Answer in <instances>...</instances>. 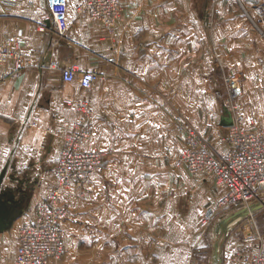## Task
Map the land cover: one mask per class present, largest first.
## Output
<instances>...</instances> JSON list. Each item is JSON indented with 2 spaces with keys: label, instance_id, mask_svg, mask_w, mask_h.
<instances>
[{
  "label": "crops",
  "instance_id": "1",
  "mask_svg": "<svg viewBox=\"0 0 264 264\" xmlns=\"http://www.w3.org/2000/svg\"><path fill=\"white\" fill-rule=\"evenodd\" d=\"M79 2L0 0V42L20 31L27 62L0 84V240L14 239L8 252L0 244V264L14 259L20 227L55 183L63 137L78 117L66 98L91 100L86 147L114 154L82 195L66 194V252L50 264H216L224 213L207 232L200 223L222 190L212 176L175 166L185 140L174 118L184 114L220 153L230 148L220 65L240 74L245 113L264 126V0H123L113 32L79 15ZM71 65L98 68L101 77L90 90L66 82L62 70ZM236 231L224 236L227 259L258 243Z\"/></svg>",
  "mask_w": 264,
  "mask_h": 264
},
{
  "label": "built area",
  "instance_id": "2",
  "mask_svg": "<svg viewBox=\"0 0 264 264\" xmlns=\"http://www.w3.org/2000/svg\"><path fill=\"white\" fill-rule=\"evenodd\" d=\"M12 5L18 0H2ZM55 1V0H50ZM219 0H211L212 5ZM79 15H87L99 21L113 32L123 11V0H80L76 7ZM60 30L67 28L66 13L58 8L54 14ZM41 30L45 25H41ZM10 64L7 73H0V84L16 79L26 68V54L23 50L21 32L7 35L0 42V66ZM50 67H56L50 64ZM63 80L76 79L87 90L101 77L98 68L79 71L76 66L62 70ZM226 85L224 109L231 117L224 141L230 146L220 153L197 127L184 115L174 118L178 132L184 136L185 147L176 156L175 166L186 167L191 174L212 176L214 184L222 190L221 196L205 207L200 226L207 228L222 212L245 211L260 201L264 194V127L255 118L248 117L241 103L244 94L239 74L223 76ZM74 108L77 119L73 128L63 137L59 157L54 166L55 183L48 197L41 201L32 221L25 222L19 229V243L14 259L4 264H50L61 260L66 252L64 221L70 209L65 202L67 193H84L87 182L93 175L104 172L113 148H87L92 135L91 126L95 113L91 100L64 99ZM39 116L30 122L37 126ZM249 239L258 240L251 252H238L231 258L238 264H264V234L254 230Z\"/></svg>",
  "mask_w": 264,
  "mask_h": 264
},
{
  "label": "rangeland",
  "instance_id": "3",
  "mask_svg": "<svg viewBox=\"0 0 264 264\" xmlns=\"http://www.w3.org/2000/svg\"><path fill=\"white\" fill-rule=\"evenodd\" d=\"M218 67H219V71H221V75H222L221 81L223 84V88H221L219 90V93H221V95H222L221 100H222V105H223L225 95H226V85H225V82L223 80V76L226 74H230V73L223 72L220 65ZM236 74H238V73H236ZM241 79H242V77H241ZM241 99H242V97H241ZM223 108H224V106H223ZM252 118H254V117H252ZM209 142H211V141L209 140ZM10 162H11V160H9V163ZM8 179L9 178L7 177L6 180H8ZM7 182H11V181H7ZM222 213H224V216L222 215L221 222H223L222 224H224L226 226L223 227V226L219 225L217 227V233L219 234L218 235L219 239L216 242V247H217L216 248V250H217V260H216L217 263L216 264H238V263H236V261H232L230 259V257L227 259L222 254L223 253L224 236L227 235L231 230L234 231L236 229H238V231H236L235 234L236 235L239 234L238 236H240L241 238L249 236V234H251L256 229L260 230V232L264 234V194H263V197L261 198L260 201H258L252 205L251 209H248L245 211H239V212H237V211L235 212L233 210H227V211L222 212ZM222 213H220V214H222ZM230 214H232V215H230ZM212 222L210 223V225L207 228H204V231H206V230L208 231L211 228L210 226L212 225ZM202 229H203V227L201 228V230ZM248 239H249V237H248ZM13 241H14V239L11 237H8V236H6V238H2L0 240V244L4 245L5 252H8L10 250L11 246L13 245Z\"/></svg>",
  "mask_w": 264,
  "mask_h": 264
},
{
  "label": "snow or ice",
  "instance_id": "4",
  "mask_svg": "<svg viewBox=\"0 0 264 264\" xmlns=\"http://www.w3.org/2000/svg\"><path fill=\"white\" fill-rule=\"evenodd\" d=\"M56 2H57V3H59V2H60V0H56Z\"/></svg>",
  "mask_w": 264,
  "mask_h": 264
},
{
  "label": "water",
  "instance_id": "5",
  "mask_svg": "<svg viewBox=\"0 0 264 264\" xmlns=\"http://www.w3.org/2000/svg\"><path fill=\"white\" fill-rule=\"evenodd\" d=\"M252 207V206H251Z\"/></svg>",
  "mask_w": 264,
  "mask_h": 264
}]
</instances>
